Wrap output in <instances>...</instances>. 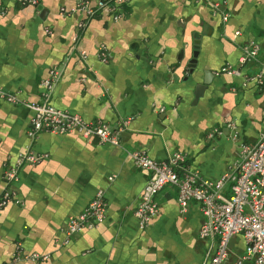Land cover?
I'll return each mask as SVG.
<instances>
[{
	"label": "crops",
	"instance_id": "crops-1",
	"mask_svg": "<svg viewBox=\"0 0 264 264\" xmlns=\"http://www.w3.org/2000/svg\"><path fill=\"white\" fill-rule=\"evenodd\" d=\"M78 1L3 0L0 88L15 98L0 94V195L9 188L14 197L0 206V264H200L208 240L199 235V204L192 200L180 211L177 188L165 184L153 197L156 214L140 227L134 209L149 171L126 149H145L156 160L181 150L201 176L214 178L238 157L240 143L259 138L261 89L244 75L216 70L226 62L236 65L249 39L258 41L259 50L243 66L245 73L263 68L264 0H129L118 18L107 8L90 18L60 12ZM213 2L220 4L215 10ZM204 23L210 33L201 34L197 71L198 81L210 83L195 97L185 62L192 33ZM52 66L61 69L50 97L57 107L112 126L131 117L120 145L76 130L28 135L33 110L27 103L41 99V80ZM213 127L221 132L209 135ZM26 148L47 156L23 163L17 180L7 184L4 170ZM99 188L104 220L65 241L61 226ZM16 246L49 255L14 259ZM244 248L242 234H234L223 264H252L239 258Z\"/></svg>",
	"mask_w": 264,
	"mask_h": 264
},
{
	"label": "built area",
	"instance_id": "built-area-1",
	"mask_svg": "<svg viewBox=\"0 0 264 264\" xmlns=\"http://www.w3.org/2000/svg\"><path fill=\"white\" fill-rule=\"evenodd\" d=\"M22 4L36 5L38 0H16ZM129 0H80L73 7L61 6V13L81 11L86 18L94 16L100 9H110L113 17L121 16V7ZM213 2L214 10L219 7ZM5 5L0 0V15L4 14ZM228 13L221 12V18L227 19ZM236 34L239 30L235 31ZM259 43L249 39L241 47L238 63L222 64L216 73L244 75L253 80L264 95V65L263 68L249 75L245 73L244 65L258 56ZM100 55L105 56L103 46ZM61 74L58 66L48 69V74L41 80V99L28 102L33 110L28 128V135L34 137L39 131L68 132L76 130L83 136H95L100 142L120 145V131L123 130L130 116L112 126L102 119H85L72 110L57 107L50 101L54 85ZM0 94L13 100L15 95L0 88ZM221 132L217 127L209 131ZM239 155L218 177H203L196 167L187 162L184 151L174 150L163 160L151 157L145 149H126L133 162L149 171L147 181L134 209L140 227L147 225L156 214L158 205L153 199L154 194L165 184L177 188V201L180 211L188 209L190 201L199 204L203 220L199 235L208 240L207 247L200 264H223L229 253L230 238L241 233L245 240L244 253L239 257L250 259L252 264H264V131L254 143L242 142ZM47 156L30 148L20 151L15 160L4 170V180L7 184L18 178V169L25 162L35 163ZM14 197V191L6 188L0 195V206L5 205ZM106 199L103 189L96 190L86 206L77 214L70 215L61 226L65 241L84 227L94 226L104 220ZM47 253L22 252L16 246L14 259L30 258L34 260L48 258ZM240 259L238 261H240Z\"/></svg>",
	"mask_w": 264,
	"mask_h": 264
},
{
	"label": "water",
	"instance_id": "water-1",
	"mask_svg": "<svg viewBox=\"0 0 264 264\" xmlns=\"http://www.w3.org/2000/svg\"><path fill=\"white\" fill-rule=\"evenodd\" d=\"M37 7H40V5H38ZM206 26L207 24L204 23L203 24V28H202V31H193L192 35H193V39H192V52H191V55L187 58L186 62H185V65L187 67H189V76L190 77H186L185 79L187 78H190L191 81L195 82L194 86H193V93L195 95V97H198L200 95L203 94V91L204 89L207 87L208 83H210V80H207L206 78L203 80V81H198L199 79V72L197 71L198 68V53H199V50H200V38H201V34L204 33V32H207V33H210V29H208V31H206ZM181 56H180V59L182 58V55L184 53V49L181 48Z\"/></svg>",
	"mask_w": 264,
	"mask_h": 264
}]
</instances>
